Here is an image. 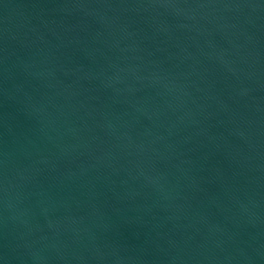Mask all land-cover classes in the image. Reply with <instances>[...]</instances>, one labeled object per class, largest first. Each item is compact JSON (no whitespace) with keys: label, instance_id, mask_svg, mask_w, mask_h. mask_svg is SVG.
<instances>
[{"label":"water","instance_id":"obj_1","mask_svg":"<svg viewBox=\"0 0 264 264\" xmlns=\"http://www.w3.org/2000/svg\"><path fill=\"white\" fill-rule=\"evenodd\" d=\"M0 264H264V0H0Z\"/></svg>","mask_w":264,"mask_h":264}]
</instances>
